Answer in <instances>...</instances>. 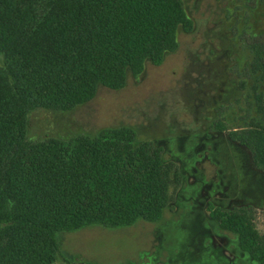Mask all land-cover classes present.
Listing matches in <instances>:
<instances>
[{"label":"trees","instance_id":"obj_1","mask_svg":"<svg viewBox=\"0 0 264 264\" xmlns=\"http://www.w3.org/2000/svg\"><path fill=\"white\" fill-rule=\"evenodd\" d=\"M235 64L246 105L227 131L264 173V0H245ZM251 3V4H250ZM194 22L183 0H0V264H53L59 234L155 222L173 207L183 172L164 147L128 125L69 139L28 137L38 108L69 110L100 85L120 89L178 46ZM244 54V55H245ZM255 111V112H254ZM209 216L264 264V235L249 206L208 204Z\"/></svg>","mask_w":264,"mask_h":264},{"label":"rangeland","instance_id":"obj_2","mask_svg":"<svg viewBox=\"0 0 264 264\" xmlns=\"http://www.w3.org/2000/svg\"><path fill=\"white\" fill-rule=\"evenodd\" d=\"M183 1L193 29H179L178 48L161 64L147 61L138 77L128 74L124 87L100 85L92 99L72 109L29 114L30 139L131 126L140 140L162 145L165 159L183 172L181 186L171 189L173 207L160 220L61 232L62 255L53 264H259L207 207L249 206L264 235V173L227 131L210 128L216 120L229 130L243 124L241 110L248 105L235 64L246 59L236 39L247 25L246 1Z\"/></svg>","mask_w":264,"mask_h":264},{"label":"flooded vegetation","instance_id":"obj_3","mask_svg":"<svg viewBox=\"0 0 264 264\" xmlns=\"http://www.w3.org/2000/svg\"><path fill=\"white\" fill-rule=\"evenodd\" d=\"M239 247H240V245H239ZM240 249H242V248L240 247ZM242 250H244V249H242ZM244 251H245V250H244ZM245 253L248 254L246 251H245ZM248 255H249V254H248ZM255 261H256V260H255ZM256 262H257V261H256ZM258 263H259V262H258ZM259 264H260V263H259Z\"/></svg>","mask_w":264,"mask_h":264}]
</instances>
